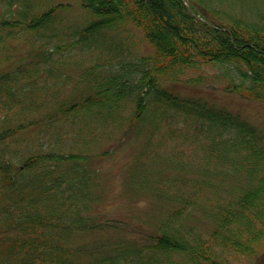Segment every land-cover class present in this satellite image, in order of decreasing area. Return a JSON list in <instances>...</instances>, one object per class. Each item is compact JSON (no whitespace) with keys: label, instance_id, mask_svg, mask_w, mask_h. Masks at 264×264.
Listing matches in <instances>:
<instances>
[{"label":"trees","instance_id":"obj_1","mask_svg":"<svg viewBox=\"0 0 264 264\" xmlns=\"http://www.w3.org/2000/svg\"><path fill=\"white\" fill-rule=\"evenodd\" d=\"M48 1L0 0V31L16 26L39 47L0 73V264H228L218 254L225 250L259 256L264 133L172 84L199 63L223 65L237 78L225 81L227 92L264 101V0H188L214 26L182 0H79L80 20L59 15L67 4ZM128 26L151 54L133 56ZM67 61L79 66L74 81ZM128 140L142 143L129 184L171 207L139 241L93 211L91 163ZM107 229L121 233L86 237Z\"/></svg>","mask_w":264,"mask_h":264},{"label":"rangeland","instance_id":"obj_2","mask_svg":"<svg viewBox=\"0 0 264 264\" xmlns=\"http://www.w3.org/2000/svg\"><path fill=\"white\" fill-rule=\"evenodd\" d=\"M66 5L65 10H59V15L63 18L83 19L86 12L80 6L79 0H49L48 4ZM128 34L131 39V49L134 57L151 54L152 47L143 39L141 32L133 27L128 26ZM18 27L5 26L0 31L3 41L0 43V73L14 70L19 64L33 58L39 47L31 41L24 40V34L18 33ZM131 33V34H130ZM125 34V33H124ZM121 32V36L124 35ZM46 46H43L45 49ZM53 56L60 57L63 55L60 49H52ZM31 57V58H30ZM57 58V57H56ZM70 61H76L74 60ZM199 63L196 68L189 69L175 84L180 93L191 94L213 101L217 106H225L226 108L239 112L244 118L256 126L260 132L264 133V101L253 100L241 95L227 92L223 88L225 81L234 77L229 75L223 65L213 66L211 64ZM79 66L74 67L69 61L64 66V73L69 74L71 80H75L79 72ZM195 77V79H192ZM188 78V79H187ZM233 79H237L234 77ZM69 88V87H68ZM142 143L136 140H128L121 144L108 155L93 160L91 166L96 169L94 180V192H97L98 201L93 205V211L99 213V217L108 219L115 223L123 234L139 241L144 238L150 229L153 221L162 214L166 215L171 207H162L161 202L154 196L136 190L134 185L129 184L130 172L137 163L138 155L142 154ZM205 164L213 169L215 163L213 161H205ZM175 171V170H172ZM212 172V171H210ZM242 180V179H241ZM235 187L238 183H234ZM229 187V181L225 184ZM1 197V192H0ZM106 221V220H105ZM206 229V226H202ZM116 229H107L98 231L97 235H87L88 238L100 237L103 239H112L121 232ZM95 232V231H92ZM96 233V232H95ZM85 235L78 238L77 241L82 242ZM259 256L249 257L239 255L232 251L225 250L219 252L222 258L228 264H264V241L258 247Z\"/></svg>","mask_w":264,"mask_h":264},{"label":"water","instance_id":"obj_3","mask_svg":"<svg viewBox=\"0 0 264 264\" xmlns=\"http://www.w3.org/2000/svg\"><path fill=\"white\" fill-rule=\"evenodd\" d=\"M182 1H183L184 4L186 5L188 11H189L190 13H192V10H191V8H190V6H189L188 1H187V0H182ZM200 19L203 20V18H200ZM203 21H205V20H203ZM205 22H206V21H205ZM209 24L212 25L211 23H209Z\"/></svg>","mask_w":264,"mask_h":264}]
</instances>
